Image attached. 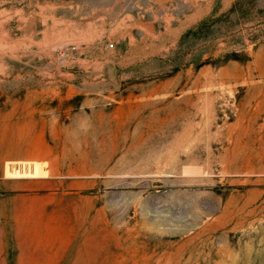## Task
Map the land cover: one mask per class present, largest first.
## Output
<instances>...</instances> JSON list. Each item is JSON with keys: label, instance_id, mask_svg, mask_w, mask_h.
<instances>
[{"label": "rangeland", "instance_id": "1", "mask_svg": "<svg viewBox=\"0 0 264 264\" xmlns=\"http://www.w3.org/2000/svg\"><path fill=\"white\" fill-rule=\"evenodd\" d=\"M0 264H264V0H0Z\"/></svg>", "mask_w": 264, "mask_h": 264}]
</instances>
